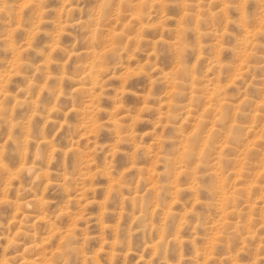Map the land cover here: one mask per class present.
<instances>
[{
	"label": "rangeland",
	"instance_id": "1",
	"mask_svg": "<svg viewBox=\"0 0 264 264\" xmlns=\"http://www.w3.org/2000/svg\"><path fill=\"white\" fill-rule=\"evenodd\" d=\"M0 264H264V0H0Z\"/></svg>",
	"mask_w": 264,
	"mask_h": 264
}]
</instances>
